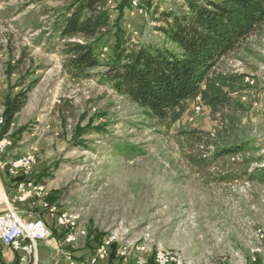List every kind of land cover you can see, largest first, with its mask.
Returning <instances> with one entry per match:
<instances>
[{
	"label": "rangeland",
	"instance_id": "rangeland-1",
	"mask_svg": "<svg viewBox=\"0 0 264 264\" xmlns=\"http://www.w3.org/2000/svg\"><path fill=\"white\" fill-rule=\"evenodd\" d=\"M72 1L0 0V110L8 95L38 80L8 130L13 146L3 162L35 155L38 164L30 178L47 185L39 206L46 202L76 216L70 233L87 229L88 236L68 248L77 259L91 253L96 234L117 232L116 243L121 239L128 249L127 262L119 264H135L142 245L148 246V258L166 250L184 264L262 262L264 182L251 175L263 164L251 160L264 158V99L259 97L264 93V26L238 54L216 66L255 82L248 99L241 98L248 110L194 113L190 103L166 128L147 121L140 108L102 84L105 68L89 79L63 72L57 25ZM125 2L108 0L112 21ZM144 2L145 15L125 12L130 43H161L158 29L165 26V13L186 11V0ZM111 45L97 48L104 62ZM20 56L25 60L17 67ZM244 141L259 151L215 157L218 149ZM132 147L138 152L129 153ZM31 212L41 214L36 208ZM47 218L54 227L55 218ZM54 232L46 241L59 245L63 232Z\"/></svg>",
	"mask_w": 264,
	"mask_h": 264
},
{
	"label": "trees",
	"instance_id": "trees-1",
	"mask_svg": "<svg viewBox=\"0 0 264 264\" xmlns=\"http://www.w3.org/2000/svg\"><path fill=\"white\" fill-rule=\"evenodd\" d=\"M107 2L73 0L65 8L63 21L57 25L64 43L61 55L65 74L75 80L89 79L94 70L105 68L100 73L102 84L140 108L147 121L166 128L176 124L188 105L195 104L198 98L199 104L212 115L248 110L241 98L247 96L248 99L247 90L254 87L245 84L243 74L221 72L216 66L222 59L238 54L245 41L262 30L264 0H186V11L165 13V26L158 29L163 36L161 43L146 44H131L124 28L130 0L118 6L114 21ZM149 2L147 0V4ZM110 43L111 53L104 62L97 48ZM24 60L25 56H20L16 66ZM37 83L38 80H34L6 97L5 125L0 136L9 132ZM128 150L138 152L133 147ZM245 151L257 153L259 149L244 141L218 149L215 157ZM251 161L263 164L252 173L251 180L264 182V158ZM39 179L35 182H42ZM11 180L14 183L21 179ZM61 232L64 237L65 231ZM105 236L95 235L97 244L91 252ZM116 248L117 245H113L111 264L123 263L116 256ZM147 264H155V254L148 258Z\"/></svg>",
	"mask_w": 264,
	"mask_h": 264
},
{
	"label": "built area",
	"instance_id": "built-area-1",
	"mask_svg": "<svg viewBox=\"0 0 264 264\" xmlns=\"http://www.w3.org/2000/svg\"><path fill=\"white\" fill-rule=\"evenodd\" d=\"M147 2V0H145ZM153 0H150L152 2ZM161 1V0H160ZM137 10L134 8L135 16L137 17ZM246 85L254 86L255 82L251 78L245 77ZM203 107L198 103V99L194 104V113L196 109ZM4 116H0V126ZM14 129V127H13ZM13 146L12 135L9 140L0 145V164H2L3 154L7 153ZM38 161L35 155H29V160H24L23 163H16V178L20 181L14 182V194L9 198L8 192L2 184H0V206L4 205L7 209L0 212V257H3V248H8L17 254V260L33 261V264H39V244L46 241L53 235V227H48L47 215L49 213H57V207L39 206V198H44V190L46 184L39 188H30L29 171H33L37 166ZM21 197H33V205L21 204ZM13 204L22 205L27 208V212L19 211L13 207ZM36 208L41 210V214H34L31 211ZM42 212L44 216L42 215ZM77 214V213H75ZM58 219H59V215ZM75 225L77 222L75 221ZM70 227L72 225H64L61 222V230L65 231L62 243L65 247H70L79 242L80 239L88 236L87 229H83V233L79 236H70ZM259 231V230H258ZM119 235L117 232L109 233L105 236V246L103 250H94L86 259H77L70 252H64V259L67 264H111L110 255L113 245H117L116 256L123 262H127V246L121 242L112 243V236ZM148 246H140V262L135 264H147L148 262ZM155 264H177L171 259V256L155 255ZM264 264V262L258 263Z\"/></svg>",
	"mask_w": 264,
	"mask_h": 264
},
{
	"label": "bare ground",
	"instance_id": "bare-ground-1",
	"mask_svg": "<svg viewBox=\"0 0 264 264\" xmlns=\"http://www.w3.org/2000/svg\"><path fill=\"white\" fill-rule=\"evenodd\" d=\"M159 0H153V3H156ZM134 8L138 9L137 10V16H143L145 15L146 11H147V6L144 2V0H130V4H129V11L132 13V15L135 16V12H134ZM260 98L264 99V93L261 92L259 94ZM245 99V98H243ZM200 102V99L198 98V103ZM202 109H196L197 113H200ZM0 116H4L2 113H0ZM5 125V117L4 120L1 123L0 128H2ZM15 126V123L12 122L10 125V129H12ZM10 135H12L10 132H7L6 134H4L3 136L0 137V145H4L5 141L9 140ZM5 154V153H4ZM3 154V155H4ZM29 155L30 154H25L20 158L11 160L8 163H4L2 161V164H0V169L2 168L3 170H6L8 175L11 178H16V170H15V165L16 163H23L24 160H29ZM33 171H29V178L31 176ZM43 186V184L38 183V182H33L32 180L30 181V188H39ZM47 197V191L46 188L44 190V198ZM44 198H39V201L42 203ZM23 202H32L33 203V197H21V203ZM43 206H48V203H43ZM50 215H52L55 218V222L57 225L61 226V222H63L64 225H73L74 220L77 218L76 216L69 214L67 212H62L60 213L59 211H57V213H50ZM59 215V219L58 216ZM49 227V226H48ZM74 228H72L73 230ZM77 233H83V230L77 231L76 233L71 232L70 236H76ZM257 236L258 237H262V229H259V231H257ZM118 241V236L117 235H113L112 236V243H116ZM105 246V237L103 238L102 242L96 247V250H103V247ZM140 248H137V251L139 252ZM138 255V254H137ZM156 255H165V256H171V259H173L174 262H176L177 264H184L182 262L179 261V257H176L175 254L166 251V250H159L157 251ZM31 261H25V264H30ZM135 262H140V254L136 257ZM264 262V260L262 261ZM261 263V262H260ZM0 264H2V257H0ZM18 264H22V260H18ZM258 264V263H257Z\"/></svg>",
	"mask_w": 264,
	"mask_h": 264
},
{
	"label": "crops",
	"instance_id": "crops-1",
	"mask_svg": "<svg viewBox=\"0 0 264 264\" xmlns=\"http://www.w3.org/2000/svg\"><path fill=\"white\" fill-rule=\"evenodd\" d=\"M2 109L3 110H0V113L3 114L4 107H2ZM17 116L15 117V119L17 118ZM1 129L2 128H0V133H1ZM8 162L9 161L4 162V163H8ZM5 171L6 170H3L2 168L0 169V184H2L3 187L5 188V190L8 192V196L12 197L14 194L13 193L14 192V187H13L14 183L12 181H7V178H6L7 176L4 173ZM21 204L33 205L32 202H23ZM13 207L15 209H18V210L23 208L22 205H17V204H13ZM6 209H7L6 206H4V205L0 206V212L5 211ZM48 216H51L50 213ZM46 219H48V218H46ZM49 227H51V226L49 225ZM60 228L61 227L56 224L53 227V231H62ZM62 240H63V238H62ZM68 248L69 247H65L62 242L59 245H58L57 241H53V240L41 242L39 244V264H67L65 259H64V252H70L68 250ZM91 253H89L86 257H84V259H86ZM81 260H83V258ZM119 263L116 262L115 264H119ZM2 264H18L17 254L8 248H3ZM30 264H33V261H31Z\"/></svg>",
	"mask_w": 264,
	"mask_h": 264
}]
</instances>
